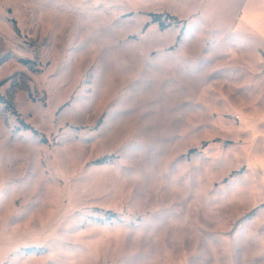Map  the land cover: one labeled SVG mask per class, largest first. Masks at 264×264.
Listing matches in <instances>:
<instances>
[{"label": "rangeland", "instance_id": "obj_1", "mask_svg": "<svg viewBox=\"0 0 264 264\" xmlns=\"http://www.w3.org/2000/svg\"><path fill=\"white\" fill-rule=\"evenodd\" d=\"M238 4L0 0V264H264Z\"/></svg>", "mask_w": 264, "mask_h": 264}, {"label": "crops", "instance_id": "obj_2", "mask_svg": "<svg viewBox=\"0 0 264 264\" xmlns=\"http://www.w3.org/2000/svg\"><path fill=\"white\" fill-rule=\"evenodd\" d=\"M228 44L240 50L250 47L258 59V68H264V0H236ZM217 8L227 9L228 0H215ZM225 32V30L221 31ZM244 66L250 67L248 65ZM253 73V69H250Z\"/></svg>", "mask_w": 264, "mask_h": 264}, {"label": "trees", "instance_id": "obj_3", "mask_svg": "<svg viewBox=\"0 0 264 264\" xmlns=\"http://www.w3.org/2000/svg\"><path fill=\"white\" fill-rule=\"evenodd\" d=\"M172 19L175 20V17H173ZM160 26H161V29L164 28L163 24H160ZM168 26H169V25H168ZM178 38H179V37H178ZM263 57H264V54H263ZM0 104L5 105L6 108H13V107H12V104H11L9 101H7V100L5 99V97H4L3 95H1V94H0ZM23 126H24L25 129L33 130V129H32L30 126H28V125L23 124ZM33 131H34V130H33ZM34 132L36 133V131H34Z\"/></svg>", "mask_w": 264, "mask_h": 264}]
</instances>
